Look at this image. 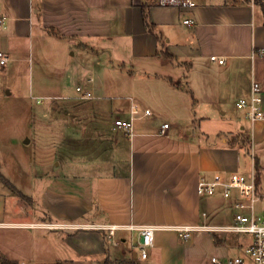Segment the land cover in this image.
<instances>
[{"label": "crops", "instance_id": "obj_1", "mask_svg": "<svg viewBox=\"0 0 264 264\" xmlns=\"http://www.w3.org/2000/svg\"><path fill=\"white\" fill-rule=\"evenodd\" d=\"M192 1L194 8L179 9L157 0H0V53L8 57L3 66L19 68L36 50L41 65L66 64L65 76L47 85L52 93L38 96L52 101L51 111L62 108L71 124L68 133L74 124L82 136L79 146L66 138L50 163L36 164L31 191L24 193L29 212L22 208L21 217L13 218L0 193V252L6 258L20 264H210L212 256H197L195 239L183 244L175 237L165 247L173 239L169 229L157 230L150 254L141 259L136 230L118 229L110 237L107 230L89 227L217 224L200 211L202 199L230 209L232 201L220 194L199 196L197 182L202 176L242 173L246 157L252 168L258 163L260 190L264 118L251 123L236 103L258 82L264 113V17L253 0ZM47 41L64 51L45 54ZM75 68L90 70L86 84L92 89H83L93 97L63 93ZM38 96L33 97L41 102ZM107 99L116 103L106 109ZM130 100L150 111L138 119L146 122L136 123L132 136L113 126L128 118ZM32 115L35 124L45 121L38 127L45 132H52L51 122L59 118L43 110ZM217 118L229 125L215 131L213 140L182 141L175 135V128ZM165 120L175 122L174 128L161 123ZM163 124L168 126L162 132ZM232 138L246 144L231 143Z\"/></svg>", "mask_w": 264, "mask_h": 264}, {"label": "rangeland", "instance_id": "obj_2", "mask_svg": "<svg viewBox=\"0 0 264 264\" xmlns=\"http://www.w3.org/2000/svg\"><path fill=\"white\" fill-rule=\"evenodd\" d=\"M50 42H44L46 50L43 48L42 51L45 54L49 51L55 52L58 55L59 51H64V48H56ZM37 54V50L33 51V53L28 52L23 61L20 62L21 66L19 68L13 65V63H9L6 66L0 65V176L5 178V180H2L0 177V193H3L1 194L3 196L4 194L7 196L5 197L6 208L11 212L13 218L21 217L22 208L27 212L30 211L29 197L24 193H30L31 191L30 173L36 170V164L44 163V166H46L47 163H50L53 157L55 158L57 149L61 148L66 142V138L69 139L68 143L74 147L79 146L80 137L82 138L81 134L77 133V127L74 124L71 126L74 129H70L71 132L68 133L69 129L66 127L71 124H68L67 120L62 117V108L51 111L50 105L53 104L52 101L47 97L38 96H44L45 94L43 93H52L53 90L47 88V85L53 83L57 77L61 78L65 76L64 68L66 64L62 67V63H58L55 68H58L59 72L53 73L51 70L53 71L55 68L46 61H43V65H41L42 63L38 61ZM48 59H50V56L44 58V60ZM66 60H64V63ZM102 75L106 76L104 73ZM88 76H91L90 70H83V68H75L74 71L69 72L67 77L68 85L63 93L71 97H78L80 94L76 92L75 87L86 88L88 86L91 88L90 84H86ZM132 90L134 91L135 89L133 88ZM102 91L111 93L113 90L102 89ZM136 91L140 92V87H137ZM95 93L97 92L94 91L93 94L95 95ZM33 96L42 97L41 102ZM110 101L113 104L116 103L115 100L109 99L102 102L106 109L110 107ZM57 104H60V102H57ZM39 110H43L45 114H51L52 112V114L59 117L51 122L52 132H45L44 129L38 128L39 123L43 124L45 121L39 120V123H34L35 120L32 119V114L34 112L39 113ZM223 121H219L218 118L211 121H198L191 125L188 124L186 130H183L185 126H180L179 129L175 128V135L181 138L180 140L183 139L182 141L195 140L204 142L207 138L213 140L214 136L212 134L215 131L228 128L229 124ZM140 122L146 121L136 120L134 125ZM164 122L170 124L172 129L175 126L173 125L175 122L168 120L161 121V123ZM47 124L49 125V123ZM202 131L206 132V134L202 133ZM74 152H77V149ZM243 157L245 158V156ZM249 160V157L243 159L244 170H241V172L246 176H249L252 172V164ZM260 165V180L262 182L260 193L263 197L255 204V211L257 217L263 218L264 157L260 158ZM214 201L216 199L205 197L201 201L200 211L204 210L209 214L208 223H217L214 225L232 224L234 209L224 208L221 202L217 203ZM168 232L173 234V239L166 240L167 244H165V247L173 245L176 242L175 237L183 244L190 243V241L195 239L193 245L197 256L202 260L211 256L233 257L238 255L239 251H242L251 242V236L242 233L198 232L194 233L189 239L183 240L178 237L176 232L171 230ZM158 233L157 231L155 232V238ZM137 239L138 237L135 235L133 237V246L137 244ZM176 244L180 245L179 243ZM134 251L136 252L135 248ZM146 251L150 254L151 248H147Z\"/></svg>", "mask_w": 264, "mask_h": 264}, {"label": "built area", "instance_id": "obj_3", "mask_svg": "<svg viewBox=\"0 0 264 264\" xmlns=\"http://www.w3.org/2000/svg\"><path fill=\"white\" fill-rule=\"evenodd\" d=\"M157 5L163 7H175L179 9H192L195 3L192 0H157ZM3 22V17L0 16V24ZM191 23V21H184ZM264 56V50L260 51ZM211 61L218 64L224 63V58L211 56ZM8 61V57L0 53V65L3 66ZM76 92L84 99L92 97L90 91L83 89L80 86L76 87ZM262 89L258 82H252L250 93L247 99H242L236 103V106L245 109L246 117L251 123L264 118V113L261 109ZM150 115L148 109H142L133 100H130L128 118L116 119L113 126L117 130L125 132L128 136H132L134 122ZM167 124H163L161 131L167 128ZM196 192L199 196L212 197L217 194L224 200H231L234 209L232 215V224L230 225H175V226H158V225H90L89 227L107 230L110 237H113L114 232L118 229L136 230L139 235L137 244V252L141 259L147 257V248L151 247L154 242V235L157 230L169 229L177 233L178 237L183 240L189 239L194 233H231V234H248L251 236V242L242 249V251L233 257L219 258L212 256L211 264H264V217H257L255 204L262 199V194L256 183V174L254 167L249 176L240 172H232L226 176L222 174H213L202 176L199 178L196 185ZM205 217L206 214L202 213ZM50 228H72L73 226H65L58 224H48ZM81 227V226H74Z\"/></svg>", "mask_w": 264, "mask_h": 264}, {"label": "trees", "instance_id": "obj_4", "mask_svg": "<svg viewBox=\"0 0 264 264\" xmlns=\"http://www.w3.org/2000/svg\"><path fill=\"white\" fill-rule=\"evenodd\" d=\"M253 2L258 5L261 9L262 15L264 17V0H253ZM143 19L145 21V24L147 25V27L149 26L147 23V18L145 13L143 12ZM236 142H240L243 144H246V139H239V138H232L231 143H236ZM254 169H255V174H256V183L258 184L259 182V167H258V163L255 162L254 164ZM2 180H5V178H3V176H0ZM134 263V260H132V263ZM0 264H20L17 260H13V259H8L6 258L1 252H0ZM104 264H113L110 261L106 260L104 262ZM129 264V263H127Z\"/></svg>", "mask_w": 264, "mask_h": 264}, {"label": "water", "instance_id": "obj_5", "mask_svg": "<svg viewBox=\"0 0 264 264\" xmlns=\"http://www.w3.org/2000/svg\"><path fill=\"white\" fill-rule=\"evenodd\" d=\"M134 257H135V255H134Z\"/></svg>", "mask_w": 264, "mask_h": 264}]
</instances>
